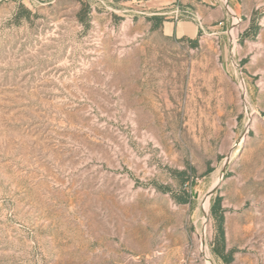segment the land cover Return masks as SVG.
Segmentation results:
<instances>
[{
	"label": "rangeland",
	"instance_id": "obj_1",
	"mask_svg": "<svg viewBox=\"0 0 264 264\" xmlns=\"http://www.w3.org/2000/svg\"><path fill=\"white\" fill-rule=\"evenodd\" d=\"M164 1L0 0V264H264V0Z\"/></svg>",
	"mask_w": 264,
	"mask_h": 264
},
{
	"label": "crops",
	"instance_id": "obj_2",
	"mask_svg": "<svg viewBox=\"0 0 264 264\" xmlns=\"http://www.w3.org/2000/svg\"><path fill=\"white\" fill-rule=\"evenodd\" d=\"M166 4L167 3H173L175 0H166L164 1ZM191 6H194V9H191L190 7H183L182 11H212V17L214 19H219L225 16V14L230 11V8L225 0H191ZM173 11H180L179 6H174L173 5ZM162 8V7H161ZM161 8H158V10H161ZM164 23H166L164 21ZM171 24V28L174 29L176 28L177 31H180L181 29H186L189 31H192V26L189 22H178L175 24L174 22H169ZM184 23V25H181ZM185 30V31H186ZM197 31L194 30L192 33H196ZM192 36V35H190Z\"/></svg>",
	"mask_w": 264,
	"mask_h": 264
},
{
	"label": "trees",
	"instance_id": "obj_3",
	"mask_svg": "<svg viewBox=\"0 0 264 264\" xmlns=\"http://www.w3.org/2000/svg\"><path fill=\"white\" fill-rule=\"evenodd\" d=\"M156 19L158 20V22H161V17H156ZM201 33V31H199L198 35ZM188 40L193 44L196 45L198 43V37L196 38H188ZM210 170V169H209ZM189 197H183L181 199V202H188ZM221 206H222V197L217 196L211 206V212L212 214L218 215L219 211L221 210ZM221 220H223L224 216L220 215ZM220 241L218 246L214 249L215 253L226 263L229 264L233 261L234 259V253H235V249H230L229 251H226V243H225V230L223 228V226H220Z\"/></svg>",
	"mask_w": 264,
	"mask_h": 264
},
{
	"label": "bare ground",
	"instance_id": "obj_4",
	"mask_svg": "<svg viewBox=\"0 0 264 264\" xmlns=\"http://www.w3.org/2000/svg\"><path fill=\"white\" fill-rule=\"evenodd\" d=\"M185 30H186V29H184V30H183V29H181V30H180V32H181V33H183Z\"/></svg>",
	"mask_w": 264,
	"mask_h": 264
}]
</instances>
